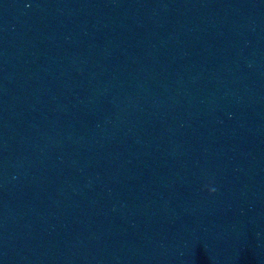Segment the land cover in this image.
Here are the masks:
<instances>
[{
    "label": "clouds",
    "instance_id": "obj_1",
    "mask_svg": "<svg viewBox=\"0 0 264 264\" xmlns=\"http://www.w3.org/2000/svg\"><path fill=\"white\" fill-rule=\"evenodd\" d=\"M206 187H207V186H206ZM208 191H209L210 193H214V192L217 191V189L214 188V187H211L210 189L208 188Z\"/></svg>",
    "mask_w": 264,
    "mask_h": 264
}]
</instances>
